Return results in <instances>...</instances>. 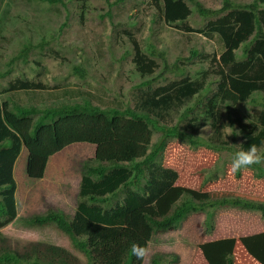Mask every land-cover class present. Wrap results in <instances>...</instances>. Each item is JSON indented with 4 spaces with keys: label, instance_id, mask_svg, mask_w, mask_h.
I'll return each instance as SVG.
<instances>
[{
    "label": "trees",
    "instance_id": "obj_1",
    "mask_svg": "<svg viewBox=\"0 0 264 264\" xmlns=\"http://www.w3.org/2000/svg\"><path fill=\"white\" fill-rule=\"evenodd\" d=\"M39 1L46 5H66L65 0ZM21 2L14 0L13 4ZM151 2L159 9L165 24L185 34L218 37L222 52L219 58L214 55L212 59L217 69L202 68L197 77L156 84L171 71L166 49L151 40H143L144 48L135 45L133 73L137 77L130 90V104L124 106L118 95L110 96L105 90L85 83L90 77L86 63L73 66L76 82L52 86L44 79L45 69H30L33 77H29L25 68L32 63L40 65L43 55L35 51V45L26 43L18 58L23 68L1 91H23L34 104L21 107L13 102L17 112H12L9 106L4 108L0 103V229L15 220L17 225L47 235L54 225L68 238L69 245L38 240L21 249L5 248L2 243L7 237L0 233V264H98L107 250L117 264H137L130 247L133 243L142 246V239L127 226L126 220L135 210L155 206L178 180L177 170L161 161L168 140L180 138L197 148L218 150L230 147L239 138L238 150L255 145L264 152V108L243 114L235 108L238 103L248 101L255 91L264 94V0L247 3L223 0V6L217 9L207 8L199 0ZM194 10L203 17L216 18L205 27L195 28L187 21ZM0 36L3 37L1 26ZM242 45L248 46L247 58L238 61L235 50ZM100 54H103L101 50ZM192 54L202 55L198 50ZM32 55L38 59H32ZM17 64L15 58L8 60L7 69L0 77H10L19 70ZM212 74L220 76L217 91L205 96L213 78L215 82L218 80ZM62 99L68 101L52 106ZM233 123L239 135L225 138L223 129ZM154 131L160 136L153 142ZM22 141L34 150L33 175L43 170L45 160L56 150L78 142L95 145L94 159L86 160L82 166L80 201L72 218L62 210L53 209L41 216L17 217L13 166ZM249 168L256 176L264 177L261 163ZM123 188L126 189L123 201L107 206V196ZM225 206L257 210L264 217V202L240 197L196 199L185 195L168 213L161 217L151 215L148 220L155 231H165L176 228L193 213L206 212L210 216V208ZM203 248L209 264L235 262L232 249L226 244L216 242ZM152 264L162 261L155 258Z\"/></svg>",
    "mask_w": 264,
    "mask_h": 264
},
{
    "label": "rangeland",
    "instance_id": "obj_2",
    "mask_svg": "<svg viewBox=\"0 0 264 264\" xmlns=\"http://www.w3.org/2000/svg\"><path fill=\"white\" fill-rule=\"evenodd\" d=\"M199 1L211 9L220 8L224 4L223 0ZM232 1L247 3L252 0ZM13 2L14 0H0V26L3 35L0 36V74L7 69L6 62L11 58L19 63L16 67L19 70L8 78L0 77L1 100L10 96L1 91L23 68L18 58L23 46L29 42L39 48L35 51H41L43 55L40 65L32 63L25 68L29 77H33L30 69H45L44 79L52 86L76 82L77 79L72 74L73 66L86 63L90 77L85 83L92 88L105 90L110 96L118 95L124 101V106L130 101V90L137 77L133 73L136 69L135 45L144 48L143 40H151L158 47L166 49L171 71L166 72L156 84L186 76L195 77L202 68L217 69V64L212 59L214 53L222 48L218 37L209 38L199 33L185 34L175 26L165 24L159 9L151 0H65V6L46 5L39 0H22L19 5H14ZM190 4L193 8L194 4ZM215 18L203 17L194 10L189 23L195 28L205 27ZM62 24L64 28L60 29ZM42 43L45 45L40 47ZM242 48L237 51L238 58L244 56ZM100 50L103 54H100ZM193 50H198L202 55H193ZM31 58L38 59V56L32 55ZM215 86L213 78L210 89ZM15 95L21 105H29L19 100L22 97L29 100V96L22 92ZM67 101H55L52 106ZM254 105L255 103H251L249 107ZM231 126L238 132L234 123ZM205 130L209 131V128ZM159 136L160 133L154 131L152 141H156ZM240 143L237 138L230 147L213 150L194 147L180 138L168 140L161 161L164 165L175 168L179 172V179L155 206L136 211L127 220V226L142 239V246L148 250L146 257L137 260V264H152L155 258H160L162 264H209L203 246L216 242L231 247L234 264H264V219L259 211L228 207L219 210L210 220L206 213L199 212L167 232L154 231L148 222L151 215L161 217L168 213L185 195H192L196 199L235 196L264 202V178H257L256 172L249 167L236 172L231 169L230 157L233 152L238 151ZM93 151L90 145L77 144L55 156L49 155L43 170L33 180L23 176L21 170L18 175L20 185L17 196L19 214H36L37 208L31 209L35 206L40 212H44V203L50 204L47 196L52 197L54 206L63 207L72 213L78 184V175H74L92 157ZM261 165L264 166V163ZM67 170L68 179L74 176L70 182L71 189L75 188L74 195L69 194V187L62 181ZM57 177L62 183V193L58 190L56 192L58 181L54 178ZM118 196L121 199L123 192H119ZM53 226L47 230L46 235L40 230L12 222L0 229V233L7 237L2 246L21 249L38 240L68 246V238ZM98 260V264H117L109 250L105 252L104 258Z\"/></svg>",
    "mask_w": 264,
    "mask_h": 264
},
{
    "label": "clouds",
    "instance_id": "obj_3",
    "mask_svg": "<svg viewBox=\"0 0 264 264\" xmlns=\"http://www.w3.org/2000/svg\"><path fill=\"white\" fill-rule=\"evenodd\" d=\"M192 16V15H191ZM190 16V17H191ZM190 17L187 19V21L189 22V19H190ZM222 46V45H221ZM243 47V48H242ZM240 48H242L243 49V58H238V56H237V51L240 49ZM240 48H238V49H236L235 50V54H236V57H237V60L238 61H241V60H244V59H246L247 58V53H246V49L248 48V46H245V45H242V46H240ZM221 50H219V51H217V52H215L214 53V55H216L217 56V58H219L220 57V54H221V52H222V48H220ZM217 64V63H216ZM218 66V65H217ZM199 75V73H197L196 74V76L195 77H197ZM212 75H215L216 76V78L218 79L217 81H216V86H215V88L214 89H210V86H209V90L208 91H205L206 92V94H205V96H208L210 93H213V92H215V91H217V86H218V84H219V81H220V76H219V74H212ZM187 77V76H186ZM186 77H183V78H186ZM183 78H181V79H179V78H175V79H173V81H179V80H182ZM189 78H194V77H189ZM204 92V93H205ZM16 93H18L17 91H16ZM16 93H9L10 94V96H8V98L7 99H5V100H1L0 99V103H2V105L4 106V108L5 107H10V109H11V111L12 112H17V110L16 109H14L13 108V106H12V104H13V102H15L16 104H18V105H20L21 107L22 106H24V107H29L30 105H32V104H34V103H32V102H30V100H26L24 97H22L21 99H19L20 100V102L21 103H27V104H29V105H21L18 101H17V98H16ZM22 93L23 94H25V95H27L25 92H23L22 91ZM28 96V95H27ZM251 103H255V105L254 106H252V107H249V105L251 104ZM8 107V108H9ZM234 107V106H233ZM237 110H239L242 114L243 113H247V112H255L256 110H260V109H263L264 108V94H263V92H261V91H255L252 95H251V98L248 100V101H246V102H244V103H238L237 105H236V107H235ZM230 113V112H229ZM230 115H232L231 113H230ZM227 125V124H226ZM223 131H224V134H225V138H227L229 135H231V134H236V135H239V132H235L234 131V128L232 127V126H229V125H227V127H225L224 129H223ZM77 144H85V146H87V145H90V146H92L93 147V154H92V157H90V158H88V159H94V157H95V149H96V147H95V145H93V144H89V143H85V142H78V143H73V144H70V145H68V146H66L65 148H63V149H61V150H56V151H54L53 152V154H52V156H55V155H57L58 153H60V152H62V151H64L66 148H70V147H72V146H76ZM87 144V145H86ZM166 150V149H165ZM33 152H34V150L28 145H26L23 141H22V146H21V151H20V153H19V155H18V157L16 158V160H15V162H14V166H13V177H14V179H15V181H16V184H17V189H16V194H15V196H16V200H17V217H34V216H41V215H44V214H46L48 211H50L51 209H53L54 211H63L69 218H72L74 215H75V212H76V210H77V207H78V204H79V201H80V183H81V179H82V166L80 167V169L78 170V172L74 175V176H76V175H78V184H77V187H76V199H75V205H74V209H73V211H72V213H69V212H67L63 207H56V206H54V204L52 203L53 202V199H52V197H50V196H47V198H48V200L50 201V204H48V203H44L45 204V206H43L42 208H43V210H45L44 212H40V209L38 208V207H33V208H31V209H36V214H33V215H20L19 214V209H18V187H19V185H20V183H19V174L21 173V170H23V176H26V177H29L30 179H36V174H31V169H32V166H31V164H32V161H31V157H32V155H33ZM51 157V156H50ZM85 159V158H84ZM87 159V160H88ZM86 160V159H85ZM230 161H231V169H232V171L233 172H236V171H238V170H241V169H244V168H246V167H249V166H252V165H254V164H260V163H264V152H261V150L260 149H258L257 148V146H255V145H250L249 146V148L247 149V150H243V149H241V150H238V151H235V152H233L232 153V155H231V157H230ZM84 162V161H83ZM163 163V162H162ZM83 164V163H82ZM81 164V165H82ZM23 167V169H22V167ZM165 166H167V167H170V166H168V165H165ZM264 167V166H263ZM27 169V171H29V173L25 170V169ZM171 168H173V167H171ZM175 169V168H174ZM176 170V169H175ZM178 172V171H177ZM65 174V177H64V180H62L64 183H66L65 185L67 186V187H69V190H70V193L69 194H71V193H73L72 195H74L75 193V188H74V190L73 189H71V184H70V182H71V180L73 179V177L74 176H72V177H70V179H68V177H67V174H68V170L64 173ZM178 174H179V172H178ZM257 178H260V179H262V178H264V177H258V176H256ZM56 181H58V183L56 184V186H57V189H56V192H57V190L59 191V192H61L62 193V183H61V181H60V179H59V177H57V178H54ZM69 181V183H68V181ZM178 179H179V177H178ZM43 181H48V180H43ZM42 181V182H43ZM41 182V183H42ZM177 182V181H176ZM175 182V183H176ZM175 185V184H174ZM173 185V186H174ZM42 190L44 191V189L42 188ZM119 192H123V194H124V196L120 199L119 198ZM125 196H126V189L125 188H123V189H120L115 195H109V196H107L108 197V203L106 204L107 206H115V204L117 203V202H122L123 201V199L125 198ZM56 197V196H55ZM231 197H235V196H225V197H221V198H231ZM218 198H220V197H218ZM240 198H243V197H240ZM209 199H214V198H209ZM245 199H247V198H245ZM46 200V199H45ZM248 200H253V199H248ZM47 201V200H46ZM255 201H259V200H255ZM259 202H263V201H259ZM156 203H157V201H156ZM155 203V204H156ZM30 204H33V203H30ZM30 204L28 205V207L30 206ZM154 204V205H155ZM50 205V206H49ZM47 207V208H46ZM237 208V207H233V206H225V207H220V208H217V209H211L210 208V210L209 211H212V215H207V213L206 212H202V213H206V216H207V218L209 219H212L214 216H215V214L219 211V210H221V209H225V208ZM237 209H240V208H237ZM242 210H248V209H242ZM250 211H257V210H250ZM134 212H136V210L135 211H133V212H131L129 215H128V217H127V220H128V218L130 217V215L132 214V213H134ZM260 212V211H259ZM196 213H199V212H196ZM193 214H195V213H193ZM262 214V213H261ZM192 215V214H191ZM190 215V216H191ZM189 216V217H190ZM188 217V218H189ZM209 219V220H210ZM263 219H264V217H263ZM127 220H126V223H127ZM12 222H15V220L14 221H12ZM12 222H10V223H12ZM148 222H149V220H148ZM10 223H8V224H10ZM149 225H150V222H149ZM151 226V225H150ZM152 227V226H151ZM175 228V227H174ZM174 228H170V229H168V230H165V231H163V232H167V231H170L171 229H174ZM152 229L155 231V229L152 227ZM156 232H158V231H156ZM147 252H148V250H147V248L146 247H143V246H140V245H138V244H135V243H133L132 245H131V247H130V254L132 255V256H134V257H136V259H138V260H143L145 257H146V255H147Z\"/></svg>",
    "mask_w": 264,
    "mask_h": 264
}]
</instances>
